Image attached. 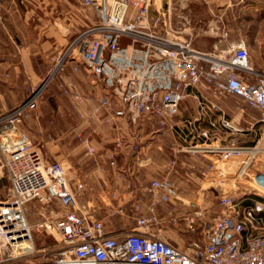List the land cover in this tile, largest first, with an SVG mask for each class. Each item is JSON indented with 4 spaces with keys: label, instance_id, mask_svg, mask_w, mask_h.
I'll return each mask as SVG.
<instances>
[{
    "label": "built area",
    "instance_id": "2783aa9c",
    "mask_svg": "<svg viewBox=\"0 0 264 264\" xmlns=\"http://www.w3.org/2000/svg\"><path fill=\"white\" fill-rule=\"evenodd\" d=\"M80 1L95 10L98 20L69 42L40 85L0 114V160L10 183V194L0 198V264H35L17 262L31 240L24 210L35 198L58 200L63 207L51 223L63 246L45 264H264V75L258 77L252 68L246 42L204 51L193 43L190 18L169 6L151 19L154 0ZM66 60L75 61L74 70L83 68L108 89L98 98V109L128 119L136 150L141 149L140 121L152 117L169 125L189 90L202 94L210 110L220 114L218 119L209 117L206 128L193 126L190 138L184 135L183 140L194 142L177 149L200 157L207 164L205 174L219 188L220 210L212 219H205L206 208L197 202L182 215L189 231L202 227V238L181 246L152 230L160 222V205H166L173 220L179 217L173 208L179 189L168 176L144 186L149 213L138 215L132 230L107 231L103 221L80 204L78 193L84 184L80 182L74 191L63 163L48 160L19 128ZM62 87L76 101L83 100L72 87ZM226 97L239 98L236 106L241 112L252 108L257 114H250L246 122L234 119L220 102ZM248 132L255 138L251 144L236 136ZM83 142L91 154L95 152L88 139ZM115 143L121 146L122 136ZM115 158L116 153L110 152L111 165ZM230 160L234 165L220 166ZM233 180L235 187L225 186Z\"/></svg>",
    "mask_w": 264,
    "mask_h": 264
},
{
    "label": "rangeland",
    "instance_id": "374dc122",
    "mask_svg": "<svg viewBox=\"0 0 264 264\" xmlns=\"http://www.w3.org/2000/svg\"><path fill=\"white\" fill-rule=\"evenodd\" d=\"M9 5L11 12L5 11L0 5V30H3L6 36L5 41L0 42V58L9 59L19 65L18 75L22 83L17 85V91L21 92L25 88L29 95L44 79L40 83H34L33 77L23 72L25 55H30L33 65L39 70L45 63L58 62L69 42L96 22L98 16L94 9L85 6L80 0H23ZM187 6L192 16L195 47L213 49L217 44L219 50H225L232 43L244 40L252 68L258 73V77L264 75V0H187ZM67 61L69 60L65 62ZM11 68H8L7 73ZM252 77L256 80L257 74ZM92 78L93 84H99L93 75ZM140 122H143V126H140L141 148L144 146L140 151L141 178L136 181V185L127 180L128 189L125 190L117 186L109 189L104 186V193L99 194L95 191L96 188L92 189L94 205L91 209L84 208L93 218L102 220L107 231L112 233H126L132 230L137 225L138 215L149 213V200L143 194V188L152 180L150 178L155 168H166L162 162L165 156L157 157L159 161L150 160L152 151L154 148L159 149L160 144L167 143L170 146V142L177 139L170 133L165 134L168 124L163 126L155 118L149 120L144 118ZM181 137H184L183 133ZM69 139L72 143L78 144L76 137ZM80 139V142L84 141ZM41 148L49 160L58 159L63 163L72 186H76L77 189L80 182L84 184L83 181L86 180L81 175L88 167L89 161L83 147L79 148L78 153L64 151L61 156L52 155L48 147ZM223 165V168H227L234 165V162L233 160L220 162V166ZM206 168L207 164L204 163V169ZM205 170L198 178L193 172L177 176L179 177L177 184L181 183L182 187L180 189L177 185L179 199L173 208L179 217L173 220L169 217L166 205H160L158 207L160 222L152 226V230L159 236L174 238L178 240L176 244L181 246H186L191 238H202V227H198L196 231H189L182 215L191 210L195 202L202 203L206 208L205 219H212L219 212V188L212 182V178L205 174ZM223 170L228 173V170ZM229 171L234 172L233 169ZM236 181L227 182L225 186L235 187ZM182 190L184 191L181 192ZM9 194L10 183L0 160V198H6ZM79 197L80 204L85 205L86 197L83 194ZM137 201L140 209H136ZM24 211L25 223L31 229V240L26 243L24 255L18 258L17 262L45 264L52 261L63 246L60 234L51 225L63 212L62 205L58 200L47 202L35 198L26 204Z\"/></svg>",
    "mask_w": 264,
    "mask_h": 264
},
{
    "label": "crops",
    "instance_id": "0c3cea01",
    "mask_svg": "<svg viewBox=\"0 0 264 264\" xmlns=\"http://www.w3.org/2000/svg\"><path fill=\"white\" fill-rule=\"evenodd\" d=\"M22 1L0 0V5L5 11L11 12V5L9 4ZM167 6L171 7L175 12H183L192 20L187 0H154L150 11L151 19L155 17L159 10L165 9ZM11 17L14 18L15 16ZM190 26L192 28L191 23ZM196 30H198V27H196ZM0 31L2 35L0 36V42L5 41V34L3 30ZM215 47L218 48L219 45L216 44L213 49L202 48V50L213 51ZM24 59L23 72L31 75L34 83H40L58 63L56 61L45 63L39 70L33 65L29 54L25 55ZM75 65L76 62L73 60L65 62L63 68L53 76L44 89L38 102V107L24 118L19 124V128L27 132L34 144L41 150L42 146L50 148L52 155L61 156L64 151L75 154L78 153L79 148L83 147L86 156H88L89 165L81 175L86 181H83L84 189L79 192V195L83 194L86 197L84 208L91 209L92 205H94V199L91 196L92 189L96 188L95 191L103 194L104 186L108 189L109 187L117 186L121 190H125L128 189L126 184L129 182H133L136 185V181L142 176L139 172L141 169L139 164L140 151L144 146L140 150L134 148L135 141L129 135L132 125L126 117H114L107 110L98 109V98L107 93L108 89L102 84H93L92 74L83 68L77 71L74 70ZM9 67L12 68L7 73ZM18 69L19 65L16 62L0 58V114L19 104L28 95L25 88L21 92L17 91V85L22 83L18 75ZM23 82H26L25 79ZM62 86L72 87L83 96V100L76 101L72 94L64 92ZM238 99L226 97L220 102L230 116L246 122L249 115L257 114V111L249 108L248 113L241 112L236 106ZM209 117L218 119L220 114L210 110L202 94L197 93L193 89L189 90L188 95L181 103L179 112L172 118L168 127L164 128L165 134L170 133L176 136L177 139L174 142H170V146L167 143V145H158L159 149L162 150L154 148L152 151L153 154L150 160L159 161L157 157L165 156L162 162H164V167L166 168H155L150 179L167 175L168 177L172 176V179L174 177V180L176 178L175 182L177 184V178H179L177 176H182V173L189 174V172H193L197 178L204 174V162L200 157L188 152H177V149L179 146L194 142V139L185 142L183 137H181V133L184 135L190 134L189 132L193 126L197 129L208 127ZM197 118L198 120H196ZM140 126H143V122L138 125L139 131ZM118 136L123 138V144L119 147L115 143ZM236 136L238 139H242L245 144H251L255 140L251 132ZM70 137H76L78 144L72 143L69 139ZM78 137L88 139L95 148V152L91 154L86 149L85 143L83 141L80 142L79 140L81 139H78ZM226 141L225 139L224 142ZM110 152L116 153L115 165L109 163ZM45 157L48 159L46 155ZM168 157H170V160ZM171 163H173V166H171ZM193 183H195V180ZM177 185L181 189V183ZM71 187L74 191L77 190L76 186L71 185ZM165 237L168 238L167 236ZM168 239L173 243H178V240L174 238L169 237Z\"/></svg>",
    "mask_w": 264,
    "mask_h": 264
}]
</instances>
